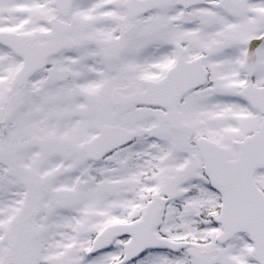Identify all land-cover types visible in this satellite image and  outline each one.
I'll list each match as a JSON object with an SVG mask.
<instances>
[{"label":"snow or ice","instance_id":"obj_1","mask_svg":"<svg viewBox=\"0 0 264 264\" xmlns=\"http://www.w3.org/2000/svg\"><path fill=\"white\" fill-rule=\"evenodd\" d=\"M0 264H264V0H0Z\"/></svg>","mask_w":264,"mask_h":264}]
</instances>
